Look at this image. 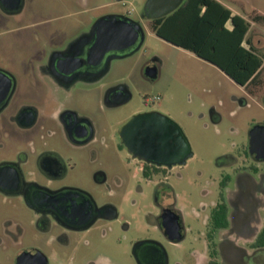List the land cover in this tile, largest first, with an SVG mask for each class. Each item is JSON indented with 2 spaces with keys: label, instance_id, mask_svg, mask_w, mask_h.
<instances>
[{
  "label": "flooded vegetation",
  "instance_id": "af4514ba",
  "mask_svg": "<svg viewBox=\"0 0 264 264\" xmlns=\"http://www.w3.org/2000/svg\"><path fill=\"white\" fill-rule=\"evenodd\" d=\"M218 1L238 14L236 0ZM31 15L30 0H0V23L13 34L16 57L0 54V264H116L109 242L116 236L120 243L132 229L122 206L133 182L130 204L144 210L146 222L145 234L131 241L136 264H172L171 247L188 239L187 259L175 264H264V157L250 150L251 130L264 121L252 125L241 151L220 155L226 162L207 181L217 191L204 188L187 210L173 180H185L192 146V155L180 162L149 163L133 157L121 130L134 115L155 110L134 114L113 132L105 122L107 108L120 111L133 98L132 86L113 73L128 51L109 52L95 63L99 17L51 31ZM145 16L151 25L154 19ZM160 66L158 57L151 58L145 79L157 80ZM261 74L235 82L238 90H205L199 116L219 125L226 112L264 109ZM86 95L98 96V105L84 101ZM121 151L138 162L134 172L125 168Z\"/></svg>",
  "mask_w": 264,
  "mask_h": 264
},
{
  "label": "rangeland",
  "instance_id": "374dc122",
  "mask_svg": "<svg viewBox=\"0 0 264 264\" xmlns=\"http://www.w3.org/2000/svg\"><path fill=\"white\" fill-rule=\"evenodd\" d=\"M147 0H30L31 20L47 23V28L55 31L64 23H90L103 14L120 13L134 20L142 21L145 39L134 47L123 59L114 63V78L123 79L132 86L133 98L120 111L107 108L105 122L110 131H115L119 124L130 119L134 114L143 110H155L168 115L177 122L184 131L194 151L185 169V180L173 182L180 192V203L187 210L193 203L200 200L201 191L208 187L217 191L216 183L208 186L210 174L219 175L218 164H224L225 159L219 158L224 152L238 153L248 142L249 131L256 122L264 121V109L258 105L233 115L224 113L223 122L214 125L207 117H200L201 103L199 98L205 90L218 86L231 87L238 90L237 84L215 65L200 59L193 52L174 46L159 37L151 28L146 18L145 3ZM233 10L245 17L251 24L248 36L260 46L259 52L264 57V0H236ZM94 23V22H93ZM231 27V24H229ZM7 23H0V54L16 58L12 55L11 39L13 34L8 31ZM39 28V27H38ZM247 45V44H246ZM153 57L160 59V75L151 81L143 76L144 65ZM16 61V60H14ZM19 68L22 69L20 65ZM264 83V65L260 76ZM99 97L86 95L84 101H89L92 107L97 106ZM148 98H157L154 104ZM207 103L210 96L206 94ZM95 114L97 109L95 108ZM110 147H116V142L110 141ZM125 168L134 172L138 162L132 160L129 153H119ZM203 171L200 175L199 171ZM134 181V180H133ZM134 182L129 185L126 200L123 204L124 215L132 219V229L120 243L118 237H111L109 246L112 247L116 264H136L130 249L131 241L145 234L146 222L143 211L132 207L131 198ZM150 204V199L144 201ZM192 220L193 217H188ZM190 239L178 246L171 247L172 264L178 259H187L191 249ZM187 262V261H186ZM186 264H189L187 262Z\"/></svg>",
  "mask_w": 264,
  "mask_h": 264
},
{
  "label": "water",
  "instance_id": "95a60500",
  "mask_svg": "<svg viewBox=\"0 0 264 264\" xmlns=\"http://www.w3.org/2000/svg\"><path fill=\"white\" fill-rule=\"evenodd\" d=\"M182 2L183 0H147L145 12L149 18H160L176 10ZM94 31L98 34L94 43L95 63H100L109 52H129L145 39L142 24L120 13L99 17L95 21ZM149 74L151 77L156 76L155 71ZM121 137L134 158L149 163H176L192 155L191 145L180 125L159 111L134 115L123 126ZM250 150L258 153L259 157H264V125H257L251 130Z\"/></svg>",
  "mask_w": 264,
  "mask_h": 264
},
{
  "label": "trees",
  "instance_id": "16d2710c",
  "mask_svg": "<svg viewBox=\"0 0 264 264\" xmlns=\"http://www.w3.org/2000/svg\"><path fill=\"white\" fill-rule=\"evenodd\" d=\"M229 21L232 29L226 26ZM250 27L245 17L218 0H186L151 23L159 37L214 64L238 84L253 81L264 65L263 55L248 37Z\"/></svg>",
  "mask_w": 264,
  "mask_h": 264
},
{
  "label": "crops",
  "instance_id": "0c3cea01",
  "mask_svg": "<svg viewBox=\"0 0 264 264\" xmlns=\"http://www.w3.org/2000/svg\"><path fill=\"white\" fill-rule=\"evenodd\" d=\"M227 23H231V22L229 21V22H227Z\"/></svg>",
  "mask_w": 264,
  "mask_h": 264
},
{
  "label": "built area",
  "instance_id": "2783aa9c",
  "mask_svg": "<svg viewBox=\"0 0 264 264\" xmlns=\"http://www.w3.org/2000/svg\"><path fill=\"white\" fill-rule=\"evenodd\" d=\"M155 99V98H154Z\"/></svg>",
  "mask_w": 264,
  "mask_h": 264
}]
</instances>
